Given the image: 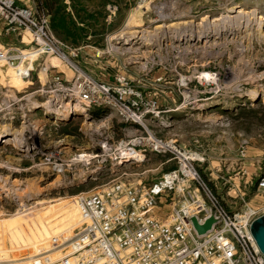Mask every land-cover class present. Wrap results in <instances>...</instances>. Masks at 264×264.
<instances>
[{"label": "rangeland", "instance_id": "1", "mask_svg": "<svg viewBox=\"0 0 264 264\" xmlns=\"http://www.w3.org/2000/svg\"><path fill=\"white\" fill-rule=\"evenodd\" d=\"M113 7L106 40L76 47V69L45 56L21 65L0 59V129L14 133L0 138V264L59 259L64 247L53 243L77 229L81 195L153 183L190 161L224 200L241 176L242 142L264 153V127L244 128L229 115L264 102V0H114ZM222 13L231 17L216 22ZM190 18L195 23L169 25ZM2 43L31 49L16 38ZM90 77H125L139 89V122L119 104L82 100L78 86ZM47 100L77 107L47 112L37 106ZM169 204L159 210L169 214Z\"/></svg>", "mask_w": 264, "mask_h": 264}, {"label": "built area", "instance_id": "2", "mask_svg": "<svg viewBox=\"0 0 264 264\" xmlns=\"http://www.w3.org/2000/svg\"><path fill=\"white\" fill-rule=\"evenodd\" d=\"M115 10L111 8L112 14ZM0 37L16 38L31 48L27 51L13 43L5 49L0 44V59L12 64L45 56L77 68L72 58L81 48L60 40L50 16L20 0H0ZM31 70L32 65L23 76L29 77ZM54 77L61 78L58 73ZM78 87L80 98L90 105L119 104L139 122L136 100L143 95L125 77H116L114 83L85 78ZM248 147L249 141L244 140L238 153L241 162ZM258 170L256 189L264 193V156ZM164 203L172 206L169 214L159 210ZM78 205L80 221L74 234L53 243L56 248L63 246L65 253L35 264H264V253L251 231L260 210L244 199L240 208L228 209L190 161H181L153 183L118 182L81 195ZM211 217L215 220L211 229L199 234L193 219L204 225Z\"/></svg>", "mask_w": 264, "mask_h": 264}, {"label": "trees", "instance_id": "3", "mask_svg": "<svg viewBox=\"0 0 264 264\" xmlns=\"http://www.w3.org/2000/svg\"><path fill=\"white\" fill-rule=\"evenodd\" d=\"M62 1L35 0L36 9L51 16V27L60 40L72 47L103 41L102 35L113 26L115 15L108 19L107 7L114 5V0H68V4ZM89 35L92 39L87 41ZM229 115L235 122L242 121L244 128L264 127V102L240 106ZM220 200L227 207L221 197Z\"/></svg>", "mask_w": 264, "mask_h": 264}, {"label": "crops", "instance_id": "4", "mask_svg": "<svg viewBox=\"0 0 264 264\" xmlns=\"http://www.w3.org/2000/svg\"><path fill=\"white\" fill-rule=\"evenodd\" d=\"M21 3L35 7V0H20ZM62 3L68 4V0H63ZM113 5H108L107 7V18L111 19L113 17L111 8ZM49 15V14H48ZM50 16V15H49ZM51 18V16H50ZM109 32H105L102 37L103 40H106L108 37ZM92 36L89 35L87 37V41L91 40ZM5 42V41H4ZM4 44V43H3ZM83 48H88V46H84ZM92 51V50H90ZM247 158L240 163V171L237 179H232L233 184L232 188L227 192L225 203L227 206L233 209L240 208L241 200H245V196L247 193H251L252 196L249 197L250 205L260 210V215L264 214V193L257 191L256 189V182H257V173L259 169V161L263 158L264 153L261 150H255L249 148L247 150ZM262 154V155H261ZM261 156V157H259ZM238 180V182H237ZM240 206V207H239Z\"/></svg>", "mask_w": 264, "mask_h": 264}, {"label": "bare ground", "instance_id": "5", "mask_svg": "<svg viewBox=\"0 0 264 264\" xmlns=\"http://www.w3.org/2000/svg\"><path fill=\"white\" fill-rule=\"evenodd\" d=\"M209 17L210 16L207 15V14L202 16V19H201L202 22L206 21ZM229 17H231V16L222 13L220 16H218L215 19V21L216 22H222V21H224L223 19H226V18L228 19ZM228 21H230V20H228ZM192 23H195V20H192V18H190V20H182V21H179L177 24L173 23V24H169V25L174 26V25H185V24H192ZM199 24H202V23L200 22ZM161 27H165L164 24H159V26H157V28H161ZM230 27H231V25H230ZM237 28H238V25L236 26V24H234L233 27H232V31L236 32L235 29H237ZM205 31L207 32V30H205ZM205 31H204V34L206 33ZM232 31H231V33H232ZM181 36H178V38L181 37ZM37 106H39L40 108H42L43 110H45L47 112L59 113V114L60 113H63V114L64 113H69L72 108H76L77 107V105L74 104L73 102H70V100H66V101H64L62 103H57V102H54V101H51V100H47V101H44V102L37 103ZM7 135H14V133L9 132L6 128L5 129L4 128L0 129V138H4Z\"/></svg>", "mask_w": 264, "mask_h": 264}, {"label": "water", "instance_id": "6", "mask_svg": "<svg viewBox=\"0 0 264 264\" xmlns=\"http://www.w3.org/2000/svg\"><path fill=\"white\" fill-rule=\"evenodd\" d=\"M214 222V218L211 217L204 225H200L197 219H193L194 226L199 234H204L209 231ZM251 231L258 247L262 253H264V214L260 215L253 221L251 225Z\"/></svg>", "mask_w": 264, "mask_h": 264}]
</instances>
